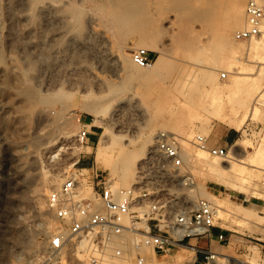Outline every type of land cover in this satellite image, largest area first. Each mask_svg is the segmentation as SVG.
Here are the masks:
<instances>
[{
	"label": "rangeland",
	"instance_id": "rangeland-1",
	"mask_svg": "<svg viewBox=\"0 0 264 264\" xmlns=\"http://www.w3.org/2000/svg\"><path fill=\"white\" fill-rule=\"evenodd\" d=\"M29 1L31 19L13 24L24 32L10 40L12 11L6 0H0V68L8 64L10 56L19 63L17 77L0 72V264H84L81 253L68 257V263L48 253L46 233L57 224L47 210L46 196L67 172L85 167L87 158L82 155L92 161L90 166L110 174L105 167L121 151L134 149L133 140L150 130H154L155 139L162 131L179 137L183 159L196 183L194 192L189 193L192 199L187 197L189 205L194 207L200 198L211 201L216 208L215 228L226 231L234 243L212 250L220 255L216 263L211 259L206 264H233L224 254L239 264H256L255 252L257 264H264V207L260 206L264 202V170L245 165L246 173H240L241 162L229 154L226 158L211 156L192 144L194 135L201 133L214 145L222 131L230 129L236 136L227 145L229 151L239 139L247 146L245 152L240 145L235 146V153L252 154L264 130V104L254 100L264 89V74L252 98L244 104L239 99L243 90L238 82L257 76L264 68L251 42L234 38L245 23L247 0ZM40 1H57L56 12L59 9L64 17L55 15L54 9L55 16L42 12ZM236 5L243 6L241 20ZM84 40L93 50L105 44L120 59L115 69L111 62L99 63L90 51L85 68L101 76L99 83L92 80L90 70L83 82L68 78L67 64L75 53L74 44ZM141 47L156 51L152 64L160 57L158 68L141 67L132 60L134 49ZM137 68L151 73L150 77H134L132 70ZM222 72L227 73L226 78H221ZM117 102L122 105L118 116L122 123L112 122L104 133V127L94 123L93 113L85 106L104 108L110 119ZM254 106L259 109L255 117ZM246 109V133L242 134L229 121L240 118ZM82 122L97 131L96 136L90 135L95 143L89 150L78 142ZM64 133L71 136L63 138ZM227 159L234 164L229 175L208 170L214 161L227 164ZM139 163L135 164V176ZM50 175L57 176V184L46 183ZM231 182L244 184L246 193L229 187ZM215 202L235 213L224 215ZM192 252L178 259L174 252L158 259L165 263L152 259L145 264H192Z\"/></svg>",
	"mask_w": 264,
	"mask_h": 264
},
{
	"label": "built area",
	"instance_id": "built-area-1",
	"mask_svg": "<svg viewBox=\"0 0 264 264\" xmlns=\"http://www.w3.org/2000/svg\"><path fill=\"white\" fill-rule=\"evenodd\" d=\"M245 15V24L234 38L251 42L264 34V0H247ZM132 60L141 67L152 64L149 50L142 47L134 49ZM226 77L222 72L221 78ZM91 129L88 122L81 123L80 144L88 145ZM192 144L211 156L229 154L227 146H212L209 136L201 133L194 135ZM182 154L179 137L162 131L129 186L116 184L109 173L94 166L67 172L45 200L57 224L46 233L48 253L66 263L68 257L81 253L84 264H145L187 246L195 252L192 264L198 253L203 255L201 264L209 262L214 255L210 248L186 243L213 238L216 209L202 198L194 207L189 205L188 193L195 190V182ZM215 238L228 241L223 229Z\"/></svg>",
	"mask_w": 264,
	"mask_h": 264
},
{
	"label": "bare ground",
	"instance_id": "bare-ground-1",
	"mask_svg": "<svg viewBox=\"0 0 264 264\" xmlns=\"http://www.w3.org/2000/svg\"><path fill=\"white\" fill-rule=\"evenodd\" d=\"M16 1H18V2H16ZM16 1L15 0H6L7 8L10 9L12 12H14L16 7H20V9L17 10V12H15V13L11 12V14H10V21L12 22V28H11V31L9 33L10 40L11 39L13 40V38H16V37L22 35L24 32L23 29H19L18 27L15 28L13 26V24L14 25L15 24H22V23L25 24L26 22H28L31 19V15L29 13V10L27 9L28 5L31 4V3H29L30 1L29 0H16ZM56 3H57V1H56ZM56 3L53 1L52 2L40 1L38 6H39V9L42 10V12H44L43 10L50 11L51 14L53 15L57 11L56 10L57 9ZM64 4L65 3L61 4L62 7H64L63 6ZM61 5L59 4V6H61ZM53 9H54V13L52 12ZM235 9H236L237 17L238 18L240 17V20L243 19V15H244L243 14V12H244L243 6L242 5L241 6L236 5ZM56 13H57V15H58V13L60 14L59 9H58V12H56ZM56 13H55V15H56ZM55 15H53V16H55ZM47 16H49V15H47ZM59 16L61 18L62 15L60 14ZM63 17L64 16H62V18ZM63 21H65V20H63ZM244 24L245 23H243V25L241 27H243ZM238 26H239V24H238ZM241 27H239V28H241ZM87 40H84L82 42L74 44L73 51L75 53L70 58L71 60L69 59L70 63L67 64V67H68L67 69L70 72V73H68L69 74L68 78L70 81L74 80V81H78V83H79V81L83 82L84 80H86L85 75L87 74V71L90 70L89 73H91L93 76L92 80L94 79L95 83H99V82H101V76L97 72L92 71L89 67L85 68V66H86L85 62L89 60V59H85V58H88V56H90V51H93V53L98 57L99 60L96 57L95 58L99 61V63L102 61H108L106 63L111 62L114 64V65L112 64L111 66H113V67L115 66L116 67L115 69H117V65L119 67L120 59L115 54H113V52H111L109 50V48L105 46V44H102L99 47L98 46L95 47L94 48V50H96V52H95ZM223 40L225 41V39H222V41ZM32 42H34V41H32ZM251 46L259 53V56H258L259 61L261 63H264V34L260 38L251 41ZM65 59L63 60L64 64H66V61H67V59H66V61H65ZM111 63H109V64H111ZM160 63H161V58L157 57L155 59L154 63L150 66L153 68V70H155L156 68H158ZM31 64H32V62H31ZM147 67H149V66H147ZM0 72H1V74L8 73L12 77H14L16 75L18 76V74H19L18 59L15 56H10L8 64L6 66H2L0 68ZM132 74L134 77H136L138 79L147 80L150 77L151 73L143 71L140 68H137V69L132 70ZM263 74H264V68H262L260 70V73L257 76L251 77V78H245V79H242L238 82V85L241 88L240 91L243 90L242 93L240 92L241 94L239 97L241 104H244L246 101L251 99L252 98L251 95L255 92V90L260 88V83H261V79L263 77ZM34 77L39 79L40 76L35 75ZM26 95L31 96L32 93L26 92ZM257 96L254 98V100L256 99L255 101H257V103H259L260 105H263L264 104V89L259 90V93L257 94ZM5 107H7V106H5ZM85 108L93 113L94 123L104 127V133H107L109 131L110 124L112 122L117 123V124L122 123V121L118 118V116L120 114L119 111L122 109V105H120V103H118V102L116 103V105H115V107L111 113L110 119L106 118L104 108L99 109L97 107H94L92 104H87L85 106ZM258 111H259V109L256 106H254L253 111H252V116L255 117L258 114ZM114 116H117V117H114ZM247 117H248V113H247V109H246L240 118L237 117L234 120L229 121V125L235 129H237V130L242 131V134H245L246 131L243 128V125L245 124ZM16 119H18V117ZM20 120H21V117H20ZM117 124H115V125H117ZM200 131L205 133V131H203V130H200ZM70 134L71 133H64L63 138L70 137L71 136ZM257 138H259L257 141L258 143H257V146H256L254 153H252V154H243V152L242 153H235V151L233 150V149H235V146L237 147L240 145V147H242V150L243 149L245 150V147L247 146L246 142L239 140V139L235 140V143L231 147V151H229V157L231 159H236L237 161L241 162L242 167L240 169L239 168L237 169L240 173H243V174L246 173L244 170L245 168H243V167H245V165L255 166V167H258V168L264 170V130L261 134L258 135ZM133 142L135 144L134 149L121 151L118 154V157L112 161L111 165L109 167H105V169H107L111 172L110 173L111 179H113V180L116 179L118 181V183H120L123 186H129L135 182V179L133 182V178L135 176V164L137 165L139 160L141 162L144 159V156L150 150H152V148H154V146L156 144V139L154 137V130H150L148 133H145V135H143L142 137H138L135 140H133ZM87 147H88V150L91 149V146H87ZM201 151L208 153L207 151H204V150H201ZM182 156H183V154H182ZM231 159L226 160L228 162L227 164H223L219 160H216L212 164L208 165L209 166L208 170L213 174L220 175V174L226 173L229 175L234 170V164L231 162ZM138 167H139V165H138ZM21 172H20V174H22ZM136 173H137V171H136ZM135 178H136V176H135ZM247 178H249V177H247ZM58 180L59 179L57 178V176L50 175L48 177L46 183L48 182L49 185H54V184H57ZM227 184L232 189L238 190L240 192L246 193V191H247L244 184H236L235 182H231V183H227ZM195 185H196V183H195ZM44 188L45 187L43 186V189ZM37 190L41 191L42 188L38 187ZM44 190H46V189H44ZM188 195H190L191 197L190 196L189 197H190V199H192V195L189 193H188ZM216 205L219 208V210L224 213V215H225V213H230V212L235 213L234 211H231V210L223 207L222 205H220L218 203H216ZM240 208L243 209L245 212L250 211L246 206H240ZM242 217L245 219L247 218L245 216H242ZM190 251L192 252V250H190ZM219 255H220L219 253L214 252V255L211 258L213 263L217 262ZM224 255H226V259L228 261H230L231 263L239 264L238 263L239 261H237V259H235L233 256H230L227 254H224ZM234 260H236V262ZM253 261L256 264L258 263L257 252H255V255L253 256ZM159 262L165 263V261H159Z\"/></svg>",
	"mask_w": 264,
	"mask_h": 264
},
{
	"label": "crops",
	"instance_id": "crops-1",
	"mask_svg": "<svg viewBox=\"0 0 264 264\" xmlns=\"http://www.w3.org/2000/svg\"><path fill=\"white\" fill-rule=\"evenodd\" d=\"M149 55H150V58L153 59V57H155V55H156V51L153 50V49L149 50ZM88 119H89V116H87V120ZM95 134H97V131L91 129V134L90 135H95ZM235 134H236L235 131H232L230 129H225L224 131H222V137H221L220 141H217L214 145H212V141L210 140V143H211L212 146H223V145L227 146L228 144H230V143H232L234 141L235 136H236ZM90 135L88 136V139H87V141H88V145L87 146H91L92 147L95 142L93 143L90 140ZM82 157L83 158H87V159H84V166L85 167H88V166H90L92 164V161L89 159V157H86L85 155H82ZM260 206L264 207V202ZM219 232H220L219 229L214 228L213 229V238L208 239L206 237H200V238H197V239H190L189 242L186 243V245H188L190 243H195L202 249L210 248L211 250H215L217 248H222V247L234 246V243L231 240V237L228 238V241H226V242L221 243V242L217 241V243H215L214 238ZM226 234H228V233L226 232ZM189 249L192 250L191 248H189L187 246H183L182 249H180L179 251L176 252L175 258L178 259V257L180 255L187 256L188 252L191 253V251ZM191 256L193 257V261H194L195 254L192 253ZM202 260H203V255L201 253H198L197 254V261L194 264H201L200 262ZM158 261H161V260H158Z\"/></svg>",
	"mask_w": 264,
	"mask_h": 264
}]
</instances>
